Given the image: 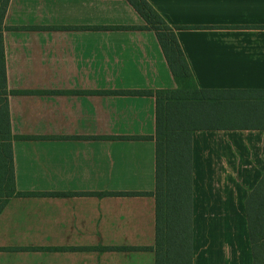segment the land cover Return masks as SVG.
<instances>
[{
	"label": "crops",
	"instance_id": "obj_1",
	"mask_svg": "<svg viewBox=\"0 0 264 264\" xmlns=\"http://www.w3.org/2000/svg\"><path fill=\"white\" fill-rule=\"evenodd\" d=\"M200 88H264V0H147ZM126 0H9L2 42L15 193L0 264H155L154 98L174 88L155 33ZM211 26V27H207ZM22 136V137H21ZM192 264H254L244 201L264 129L191 135ZM2 195V194H1Z\"/></svg>",
	"mask_w": 264,
	"mask_h": 264
},
{
	"label": "trees",
	"instance_id": "obj_2",
	"mask_svg": "<svg viewBox=\"0 0 264 264\" xmlns=\"http://www.w3.org/2000/svg\"><path fill=\"white\" fill-rule=\"evenodd\" d=\"M126 1L140 15L143 24L93 28L152 30L176 87L99 90L94 93L154 98L153 135L106 137L154 140V189L149 194L155 200V241L152 247L155 264H192V132L264 129V88L198 87L176 32L199 26L169 25L147 0ZM8 2L0 0V210L6 196L15 193L2 42L3 18ZM244 208L253 262L264 264V171L247 192Z\"/></svg>",
	"mask_w": 264,
	"mask_h": 264
}]
</instances>
